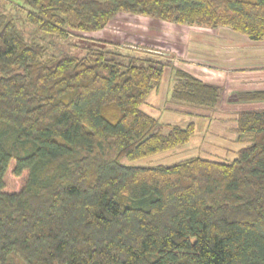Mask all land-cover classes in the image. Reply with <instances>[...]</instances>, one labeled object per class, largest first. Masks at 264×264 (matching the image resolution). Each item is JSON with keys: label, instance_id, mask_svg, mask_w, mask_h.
<instances>
[{"label": "trees", "instance_id": "16d2710c", "mask_svg": "<svg viewBox=\"0 0 264 264\" xmlns=\"http://www.w3.org/2000/svg\"><path fill=\"white\" fill-rule=\"evenodd\" d=\"M8 2L14 12H0V264H264V110L238 112L235 131L247 146L232 162L125 164L185 146L196 127L162 134L143 110L163 65L85 37L127 14L264 42V0ZM28 29L76 40L47 57ZM176 77L174 103L218 106V86L181 69ZM238 101L264 102V91ZM9 170L27 177L21 190L6 184Z\"/></svg>", "mask_w": 264, "mask_h": 264}, {"label": "rangeland", "instance_id": "374dc122", "mask_svg": "<svg viewBox=\"0 0 264 264\" xmlns=\"http://www.w3.org/2000/svg\"><path fill=\"white\" fill-rule=\"evenodd\" d=\"M11 8L8 0H0V12L13 13ZM25 33L46 46L47 57L68 50L67 45L76 40L69 38L61 42L30 29ZM85 37L111 43L117 46L115 50L130 53L143 62L153 61L163 65L161 85L147 99L143 110L159 120L162 134L169 132L166 126L188 127L189 120L196 127L191 141L183 147L135 162L124 160L123 163L149 167L172 165L194 157L232 162L238 152L247 146V142L239 141L235 119L238 112L264 110V102L240 103L238 96L246 92L264 91L263 41H251L228 27L211 29L197 25H175L127 14L118 16L105 31ZM247 40L251 43H246ZM70 51L68 53H72ZM239 58L244 63L237 62ZM244 64L249 67L241 71L239 66ZM178 69L220 88L221 99L214 110L180 105L171 100ZM26 181V176L16 177L11 170L5 176L6 184L14 191L21 190ZM9 261L24 264L17 257Z\"/></svg>", "mask_w": 264, "mask_h": 264}, {"label": "crops", "instance_id": "0c3cea01", "mask_svg": "<svg viewBox=\"0 0 264 264\" xmlns=\"http://www.w3.org/2000/svg\"><path fill=\"white\" fill-rule=\"evenodd\" d=\"M224 29H225V28H224ZM225 42H226V41H225ZM247 42H248V43H251V42H249L248 40L246 41V43H247ZM256 59H257V58H256ZM261 59L263 60L264 57H262ZM240 61H242V62L244 63V61L242 60V58H241V59L239 58V59L237 60V62H240ZM239 67L241 68V71H245V68H248L249 65L244 64V65H240ZM189 118H190V117H189ZM191 123H194V122H192V120H189L188 123H187V125H188V124L190 125Z\"/></svg>", "mask_w": 264, "mask_h": 264}]
</instances>
